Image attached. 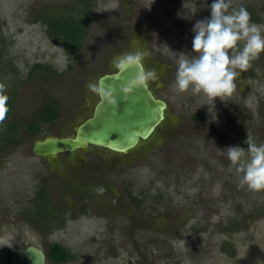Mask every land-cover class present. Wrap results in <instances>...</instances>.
Masks as SVG:
<instances>
[{"label":"rangeland","instance_id":"obj_1","mask_svg":"<svg viewBox=\"0 0 264 264\" xmlns=\"http://www.w3.org/2000/svg\"><path fill=\"white\" fill-rule=\"evenodd\" d=\"M78 1L0 0V80L16 93L14 115L32 118L46 96L61 104L49 131L31 135L21 130L22 141L0 154V240L11 243L7 235L13 234L20 240L11 264H17L27 246L46 252L51 243H61L76 257L70 263L47 260L49 264H127L130 255L133 260L143 255L139 248L149 264H174L173 258H163L172 246L184 251L187 264L195 263L194 256L221 264L218 247L231 235L226 225H240L231 237L242 250L264 242V191L240 187L221 151L247 148V133L264 143V54L241 74L235 93L224 101L180 93L175 87L177 59L180 53L195 55L193 27L210 17L212 0H86L93 21L74 58L35 19L45 6L67 9ZM231 4L251 6L261 18L256 23L264 25V0ZM137 51L148 53L146 69L157 73L149 83L168 104L169 117L155 135L127 154L91 146L89 151L102 156L83 151L88 163H74V171L57 161L68 154L57 155L53 163L36 155L37 139L74 134L99 98L89 85L115 71L118 57ZM37 62L55 70L32 79L30 70ZM85 164L92 167L83 170ZM44 182L55 204L53 215L61 217L64 208L72 214L64 217V225H50L49 232L26 215L34 210ZM129 192L141 202L132 201ZM111 247L119 255L120 249L129 252L115 258ZM3 255L0 248V264H10Z\"/></svg>","mask_w":264,"mask_h":264},{"label":"clouds","instance_id":"obj_2","mask_svg":"<svg viewBox=\"0 0 264 264\" xmlns=\"http://www.w3.org/2000/svg\"><path fill=\"white\" fill-rule=\"evenodd\" d=\"M208 7L210 17L198 20L193 27L191 53L195 55L180 53L177 59L175 87L180 93L191 92L213 102L217 98L224 101L235 93L241 74L264 54V25L254 23L245 7L233 8L231 0H212ZM147 55V52H129L114 61L119 73L137 69L134 78L121 87L125 99L138 88H148L149 82L157 79L154 70L143 66ZM89 87L98 94L101 103L118 107L113 90L100 83ZM8 101L7 86L0 83V124L10 112ZM244 144L247 148L236 145L221 151L239 176L240 187L264 191V143L257 144L247 133Z\"/></svg>","mask_w":264,"mask_h":264},{"label":"water","instance_id":"obj_3","mask_svg":"<svg viewBox=\"0 0 264 264\" xmlns=\"http://www.w3.org/2000/svg\"><path fill=\"white\" fill-rule=\"evenodd\" d=\"M143 66L146 69L144 61ZM136 71L135 68H129L119 73L116 69L102 74L97 83L116 93L118 107L113 108L107 102L101 103L98 98L92 115L75 127L74 134L47 135L37 139L33 144L34 153L51 158L94 146L113 153L127 154L151 139L169 117L168 104L155 94L150 83L148 88H138L128 99L124 98L121 87L134 78ZM46 261V254L41 248L29 245L18 264H46Z\"/></svg>","mask_w":264,"mask_h":264},{"label":"trees","instance_id":"obj_4","mask_svg":"<svg viewBox=\"0 0 264 264\" xmlns=\"http://www.w3.org/2000/svg\"><path fill=\"white\" fill-rule=\"evenodd\" d=\"M243 7L251 13L254 23L261 21V18L257 17L251 6ZM93 14L92 5L86 0H80L75 5L67 7V9L45 6L37 15L35 21L46 25L48 36L51 40L56 44H61L68 55L77 58L80 56L83 42L93 21ZM45 70L54 71L55 69L49 64L34 63L31 69V78L38 76L37 74H43ZM13 93L14 95L12 96ZM7 95L9 96L8 105L10 112L7 119L0 126V150L5 149L11 143L14 145L19 144L22 141L19 137L20 130H25L31 135H40L49 131L52 124L60 116L61 104L56 97L46 96L38 114L27 120L24 117H20L18 113V115H14L13 105L16 93L13 91L9 93L7 90ZM54 206L53 199L48 195L46 187L41 186L37 192L34 210L27 212V218L41 228L45 227L46 230H49L50 225L52 226L56 222H58L56 223L58 226H62L65 224V219L64 217H55L53 215ZM59 218L60 220L58 221ZM47 250L49 258L54 262H63L71 255L70 251L61 243L50 244Z\"/></svg>","mask_w":264,"mask_h":264},{"label":"flooded vegetation","instance_id":"obj_5","mask_svg":"<svg viewBox=\"0 0 264 264\" xmlns=\"http://www.w3.org/2000/svg\"><path fill=\"white\" fill-rule=\"evenodd\" d=\"M30 78H31V74H30ZM0 83H2L1 80H0ZM7 90H8L9 93H11V91H10L11 89L7 88ZM13 95H14V93L12 94V96ZM14 106H15V102H14V105H13V110L15 108ZM32 118H29V119H32ZM25 119L29 120L28 118H25ZM23 131H25V130H23ZM160 142L158 141L156 143L159 144ZM7 147L8 146H6V148ZM5 149L0 150V154H2V152L5 151ZM83 151H85V153H86L87 151H89V149L88 150H79V151H77L78 153L77 152L61 153V154H68V155L65 156V157H59V158L57 157L58 158L57 161L60 162L61 164H63L64 166H66V167L68 166L69 170L72 169L74 171L75 170V165H76L74 163H76V162L78 164H80V163H88V159L85 157V155H83ZM88 154L94 155L96 157H98L100 155L96 151H89ZM100 156H102V155H100ZM45 158L50 163H53L52 159H54L56 157H51V158L45 157ZM112 166H113V162H112ZM89 167H92V166L91 165L89 166V165H86V164L82 165V169L83 170H87V169H89ZM45 182L41 183L40 187L41 186H45L46 190H47V184ZM128 195L130 196V199L132 201H134L136 204L141 202L139 199H137L133 195L132 192H129ZM134 198H135V200H134ZM68 212L69 211L64 208V213L61 215V217H72V214H70V212L69 213ZM238 226L240 227L239 224H238ZM238 226H236L234 228H231L230 225H226V231H229V234L232 235L235 232H237V230H239ZM45 232H49V230H46ZM231 235H230L229 239L224 241L218 247L219 255L223 259V262L221 264H264V242L263 241L257 240L251 246H249L248 248H245V249L242 250L235 244L236 240L233 237H231ZM8 236H9V239L12 240V242L11 243H5L3 240H0V248H1V251L3 252V254H4L3 256H5L4 259L7 260L11 264L13 255L17 254L18 250L20 249L19 248L20 247V242H19L20 240H19V236L17 234L7 235V237ZM51 244H53V243H51ZM66 249L69 250L68 248H66ZM139 249H140L139 253H142L143 255H140V257H136L135 260H133L132 259V255H130L127 264H149V259L145 255V252L143 251L144 248H143V250H141V248H139ZM177 249H178L177 247H173L172 246L169 251L163 252V258H169V259L173 258L174 259V264H187L188 263V256L184 253V251L177 250ZM47 251L48 250H46V252L44 251V253L46 254L47 260H49L51 262H54V261H52L49 258ZM69 251H70L71 255L69 256V258L67 260H64L63 262H54V263H70L73 260H75V257H76L75 253H73L71 250H69ZM120 251H122L121 255H119V249H116L115 247H111L110 248V253L115 258H118V257L122 256L124 254V252H126L124 249H120ZM128 252H129V250H127L126 253H128ZM21 255L18 258L17 264L19 263ZM194 261H195L194 264H210V262L206 259V257L202 258V257H199V256L198 257L194 256ZM46 264H49V263H47V261H46ZM87 264H95V263L91 262V263H87ZM100 264H104V263L100 262Z\"/></svg>","mask_w":264,"mask_h":264}]
</instances>
